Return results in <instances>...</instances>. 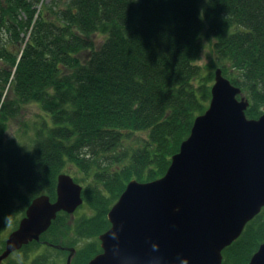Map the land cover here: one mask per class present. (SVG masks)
<instances>
[{"label": "trees", "instance_id": "16d2710c", "mask_svg": "<svg viewBox=\"0 0 264 264\" xmlns=\"http://www.w3.org/2000/svg\"><path fill=\"white\" fill-rule=\"evenodd\" d=\"M40 1L0 0V235L38 196L55 200L65 172L83 176L73 178L95 214L72 229L61 213L42 239L74 248L70 234L108 230L127 184L163 177L210 105L215 73L198 63L205 38L249 100L246 117L264 115V0ZM32 104L43 113L24 131L31 144L8 139V122ZM255 230L223 260L248 264L264 242ZM40 245L23 248L25 264ZM100 253H82L85 264Z\"/></svg>", "mask_w": 264, "mask_h": 264}, {"label": "water", "instance_id": "95a60500", "mask_svg": "<svg viewBox=\"0 0 264 264\" xmlns=\"http://www.w3.org/2000/svg\"><path fill=\"white\" fill-rule=\"evenodd\" d=\"M207 110L172 157L166 174L132 180L111 207L102 253L88 264H223V252L264 208V115L248 119L249 100L217 68ZM57 198H35L6 242L0 264L41 237L62 211L84 203L83 186L58 175ZM47 246L69 251L74 248ZM249 264H264V242Z\"/></svg>", "mask_w": 264, "mask_h": 264}, {"label": "rangeland", "instance_id": "374dc122", "mask_svg": "<svg viewBox=\"0 0 264 264\" xmlns=\"http://www.w3.org/2000/svg\"><path fill=\"white\" fill-rule=\"evenodd\" d=\"M50 3H51V0H45V1L41 0L40 4H38V6L42 7V5L45 6V4H50ZM43 11H44V9H43ZM211 44L212 43L207 38H205L204 49L202 51V54L200 55L201 57H200V60L198 62L200 64V66H202L204 68V74L205 75H209L211 72L214 74L216 69L219 67L217 60H216V53L214 52L213 45H211ZM213 79H212V85L214 84ZM42 113H43V111L40 110L39 107L36 106L35 104L26 106L23 110L22 115H20L21 117L19 119L15 118V120L12 119L8 122V126H7L8 131L6 133V137L8 139L18 137L19 140L17 143L21 142L22 144H24L26 146L30 145L31 141H32L31 136H30L31 131H29V133L27 135L24 131L26 129L32 130L31 125L33 124V120L40 117ZM20 120H24V121L21 123ZM8 139H7V142H8ZM17 143L14 144V146H16ZM65 174H67V173L65 172ZM68 175L75 177V178H78V179H80V178L83 179V176L79 175L78 172L69 173ZM78 183L80 185H82L84 188V183H81V181H79ZM83 192H84V190H83ZM17 203L20 204V201H18ZM94 214H95V212L92 211V209L87 205V203L85 201V204L81 205V207L76 211V213L74 215H72V216L70 215V218L68 219L67 226L74 229V227H76L75 225H77V223L79 221L83 222V224H84V222L87 219H90L91 217H93ZM20 217H21V214H20ZM106 219H107V216H106ZM11 221L7 225V228L4 229L5 231H3V233L1 234L0 240L7 239L9 233L12 232L14 230V228H16L18 226L19 222L17 220L12 221V222ZM263 225H264V209L262 210V212H261L260 216H258V218H255V220L250 222V227H253V229L256 228L255 232L259 231L260 233H262L261 236H263V234H264ZM257 226H258V228H257ZM102 232L99 234H96V235L92 234V235L87 236V237H78L76 233H72L68 236L69 237V244L71 243V241H73V239H75L77 242L74 245V249L75 248L76 249H75L74 257H72L71 264H85L86 256H82V253L84 254L85 252H87L89 250L102 251L101 241L99 240V236L104 233V232L103 233ZM31 248H32L31 249L32 253L29 256L30 260L35 258L38 254L39 255L46 254L50 257L51 264H67L68 256L70 255V254L68 255V253L63 254L62 252L58 253V252L52 251L54 248L49 247V246L45 245L44 243H42L38 247L33 246ZM65 248H67V247H65ZM24 255H25L24 253H22L21 255L19 254L17 257H14L13 259H11L7 264H12V262H18V264H25L24 259H23ZM246 255H247V253H246ZM30 260L27 261L26 264H30ZM237 260L238 259H236V261H235L232 258L228 259V257H227L226 260H224V263L225 264H236Z\"/></svg>", "mask_w": 264, "mask_h": 264}, {"label": "bare ground", "instance_id": "6f19581e", "mask_svg": "<svg viewBox=\"0 0 264 264\" xmlns=\"http://www.w3.org/2000/svg\"><path fill=\"white\" fill-rule=\"evenodd\" d=\"M128 185V184H127ZM126 189V188H125ZM124 192V191H123ZM57 194V193H56ZM46 195V194H45ZM41 196V195H40ZM56 198H57V195H56ZM83 199H84V197H83ZM56 200V199H55ZM55 200H52V201H55ZM83 204H85V200H84V203ZM82 204V205H83ZM28 208V207H27ZM79 209V208H78ZM27 210V209H26ZM61 213H64V214H67L68 216H70L71 214H68L67 212H64V211H62V212H60L59 214H61ZM76 213V211L72 214V215H74ZM25 214H26V212H25ZM58 214V215H59ZM71 215V216H72ZM25 216V215H24ZM57 217V216H56ZM22 218L23 217H20V219L22 220ZM20 220V221H21ZM20 221H19V223H20ZM18 226H19V224H18ZM18 226H17V228H18ZM14 230H16V228H14ZM13 230V231H14ZM13 231L12 232H10L9 233V235H8V237H7V239L9 238V236L13 233ZM47 233V232H46ZM46 233H44V234H46ZM44 234L42 235V237L44 236ZM42 237H41V244L42 243H45V242H48V241H44V239H42ZM0 239H1V235H0ZM7 239H2V240H0V256L4 253V249H6V242H7ZM32 243H39V242H36V241H34V242H31V243H29L28 245H25V246H23L22 247V249H19V250H17V251H14L13 253H11L10 254V256L7 258V259H4L2 262V264H7L11 259H13L14 257H17L19 254L21 255L22 253H23V248H25V247H27V246H29L30 244H32ZM49 244H51L52 245V243H50V242H48ZM53 246V245H52ZM50 247V246H49ZM54 248V247H53ZM68 248V247H67ZM52 251H55V252H58V253H63V254H65V253H70L69 251H67V250H60V249H57V248H54ZM13 264H18V262H12Z\"/></svg>", "mask_w": 264, "mask_h": 264}, {"label": "flooded vegetation", "instance_id": "af4514ba", "mask_svg": "<svg viewBox=\"0 0 264 264\" xmlns=\"http://www.w3.org/2000/svg\"><path fill=\"white\" fill-rule=\"evenodd\" d=\"M263 209H264V208H263ZM263 209H262V210H263ZM261 212H262V211H261ZM13 219H15V221H16V220H19V221H20V220H21V219H20V214H19L17 217L13 218ZM19 221H18V222H19ZM249 225H250V223L246 225V227H245L243 233L247 230V227H248ZM241 236H242V235H241ZM260 245H261V244H260ZM260 245H259V247H260ZM258 249H259V248H258ZM225 250H226V249H225ZM225 250H224V251H225ZM257 251H258V250H257ZM257 251H256V252H257ZM256 252H255V253H256ZM223 253H224V252H223ZM255 253H254V254H255ZM254 254H253V255H254ZM253 255H252V256H253ZM250 258H252V257H250ZM250 260H251V259H250ZM249 262H250V261H249ZM249 262H248V264H249ZM223 263H224V262H223Z\"/></svg>", "mask_w": 264, "mask_h": 264}]
</instances>
